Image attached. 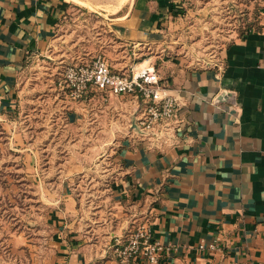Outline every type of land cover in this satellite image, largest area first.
<instances>
[{
  "label": "crops",
  "instance_id": "0c3cea01",
  "mask_svg": "<svg viewBox=\"0 0 264 264\" xmlns=\"http://www.w3.org/2000/svg\"><path fill=\"white\" fill-rule=\"evenodd\" d=\"M104 1L0 0V106L15 107L29 59L49 57L67 14L87 7L80 2ZM186 1L131 0L117 11L123 42L130 50L156 54ZM262 4L258 28L228 45L211 65L158 60L155 68L168 92L180 100L177 128L168 138H148L132 128L119 138L117 170L108 186L116 205L127 203L138 221L134 226L147 222L154 238L170 247L155 264H264ZM154 57L159 56L136 67ZM130 64L119 71L129 73ZM57 94L55 119L63 109L68 121L78 120L83 110L136 111L138 117L143 109L133 95L90 90L70 101L61 86ZM107 98L109 105L101 101ZM76 187L73 176L61 184L66 207L56 221L48 264H121L111 244L128 236L123 215L117 213L121 219L114 225L87 223ZM126 264L150 263L138 257Z\"/></svg>",
  "mask_w": 264,
  "mask_h": 264
},
{
  "label": "rangeland",
  "instance_id": "374dc122",
  "mask_svg": "<svg viewBox=\"0 0 264 264\" xmlns=\"http://www.w3.org/2000/svg\"><path fill=\"white\" fill-rule=\"evenodd\" d=\"M130 2H80L87 7L76 6L60 23L49 57L29 59L15 107L7 111L0 106V264H48L56 221L65 212L60 188L67 176L76 180L87 223L114 225L119 213L126 235L138 222L127 203L115 204L108 186L117 170L119 138L133 129L137 112L84 114L82 109L78 120L68 121L63 109L55 119L57 88L68 63L102 55L124 71L125 62L136 65L157 54L145 64L157 68L158 60L176 58L209 66L228 45L258 28L263 8L260 0H187L159 51L150 54L130 50L118 32L117 11ZM101 101L109 105L112 99Z\"/></svg>",
  "mask_w": 264,
  "mask_h": 264
},
{
  "label": "built area",
  "instance_id": "2783aa9c",
  "mask_svg": "<svg viewBox=\"0 0 264 264\" xmlns=\"http://www.w3.org/2000/svg\"><path fill=\"white\" fill-rule=\"evenodd\" d=\"M59 85L67 89L72 100L82 99L90 90L105 92L107 96H135L143 103V109L136 117L142 132L137 133L148 138H168L177 128L180 100L168 92L154 65L137 68L130 64L127 73L113 69L105 57L98 55L85 62L68 63ZM112 249L121 263L142 257L155 264L170 247L156 240L150 225L144 222L135 226L127 238L117 242Z\"/></svg>",
  "mask_w": 264,
  "mask_h": 264
},
{
  "label": "water",
  "instance_id": "95a60500",
  "mask_svg": "<svg viewBox=\"0 0 264 264\" xmlns=\"http://www.w3.org/2000/svg\"><path fill=\"white\" fill-rule=\"evenodd\" d=\"M132 127L133 129L136 131V132H142V130H140L138 124H137V118H135V120L133 121V124H132Z\"/></svg>",
  "mask_w": 264,
  "mask_h": 264
}]
</instances>
